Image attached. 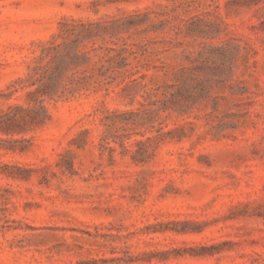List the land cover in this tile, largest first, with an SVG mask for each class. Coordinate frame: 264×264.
I'll return each instance as SVG.
<instances>
[{
	"label": "rangeland",
	"instance_id": "374dc122",
	"mask_svg": "<svg viewBox=\"0 0 264 264\" xmlns=\"http://www.w3.org/2000/svg\"><path fill=\"white\" fill-rule=\"evenodd\" d=\"M165 1L0 0V93L63 18L112 22ZM219 1L230 34L249 46L235 58L248 112L232 135L167 140L141 164L113 142L112 154L100 147L94 118L136 103L111 92L49 105L24 151H0V162L31 169L0 175V264H264V0L228 11ZM22 100L21 90L0 95V106Z\"/></svg>",
	"mask_w": 264,
	"mask_h": 264
},
{
	"label": "trees",
	"instance_id": "16d2710c",
	"mask_svg": "<svg viewBox=\"0 0 264 264\" xmlns=\"http://www.w3.org/2000/svg\"><path fill=\"white\" fill-rule=\"evenodd\" d=\"M262 1L224 0L226 11ZM237 41L219 0H166L112 22L63 18L56 33L33 50L17 85L0 93L7 100L23 92L21 102L0 106V151H24L23 143L31 140L24 135L51 119L49 105L97 93L105 98L111 92L136 103L126 109L98 108L99 145L111 154L113 142L119 153L143 164L167 140L200 139L207 132L228 137L248 112L242 101L248 87L235 76V58L243 48L247 59L249 46ZM200 125L206 129L196 133ZM68 163L66 169L72 167ZM30 171L0 162L6 178L26 179Z\"/></svg>",
	"mask_w": 264,
	"mask_h": 264
}]
</instances>
